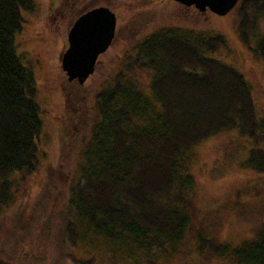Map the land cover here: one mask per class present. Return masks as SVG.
I'll return each mask as SVG.
<instances>
[{
	"label": "trees",
	"instance_id": "obj_1",
	"mask_svg": "<svg viewBox=\"0 0 264 264\" xmlns=\"http://www.w3.org/2000/svg\"><path fill=\"white\" fill-rule=\"evenodd\" d=\"M34 6V0H0V221L40 162L36 79L15 45L22 10ZM234 9L240 40L264 62V0H239ZM225 43L218 33L161 28L126 46L89 107L78 97L84 84L69 81L75 88L66 94L67 115L80 103L78 117L69 113L77 120L78 158L59 219L68 247L60 264H82L77 250L101 251L115 264H161L188 241L195 261L206 254L264 264V228L232 245L219 240V228L198 207L193 161L203 141L223 133L247 137L246 168L260 179L264 174V117L251 81L214 57ZM18 242L6 243L13 249Z\"/></svg>",
	"mask_w": 264,
	"mask_h": 264
},
{
	"label": "rangeland",
	"instance_id": "obj_2",
	"mask_svg": "<svg viewBox=\"0 0 264 264\" xmlns=\"http://www.w3.org/2000/svg\"><path fill=\"white\" fill-rule=\"evenodd\" d=\"M34 3L32 10H22L25 23L15 34V45L23 65L33 71L36 79L35 97L43 126L38 139L40 162L17 202L4 211L0 221L3 254L0 264H60L67 252L59 219L67 208L70 183L77 173L78 147L74 136L78 132L77 120L71 119L70 114L78 117L76 109L80 103L67 115L66 94L75 87L69 85L62 69L61 53L67 48V32L72 24L93 4L107 5L117 14L118 32L110 49L100 56L94 74L78 88V97L86 99L83 107L93 105L95 93L112 75L110 71L126 46L161 28L180 27L225 37V45L213 55L235 66L251 81L255 107L264 117V62L240 40L235 9L220 16L209 10L201 13L175 0H34ZM250 145L247 137L223 133L195 148L193 172L199 184L201 216L213 220L216 229L219 228L216 233L219 240L232 245L253 238L264 228V174L260 179L258 173L246 168ZM43 206L46 212L42 215ZM36 213L41 216L34 217ZM18 218H22V223ZM15 238L19 242L11 249L6 242ZM192 244L188 241L179 255L161 264H234L232 260L206 254L195 261L197 253ZM77 256L84 261L82 264H115L101 251L85 255L77 250ZM186 258L189 263L182 262Z\"/></svg>",
	"mask_w": 264,
	"mask_h": 264
},
{
	"label": "water",
	"instance_id": "obj_3",
	"mask_svg": "<svg viewBox=\"0 0 264 264\" xmlns=\"http://www.w3.org/2000/svg\"><path fill=\"white\" fill-rule=\"evenodd\" d=\"M187 7L195 6L201 13L208 10L224 16L239 0H175ZM117 17L108 6H99L80 15L72 24L68 45L61 53L62 69L69 81L84 84L96 70L98 59L112 44Z\"/></svg>",
	"mask_w": 264,
	"mask_h": 264
},
{
	"label": "flooded vegetation",
	"instance_id": "obj_4",
	"mask_svg": "<svg viewBox=\"0 0 264 264\" xmlns=\"http://www.w3.org/2000/svg\"><path fill=\"white\" fill-rule=\"evenodd\" d=\"M99 6H107V5H103V4H93L92 6H90L89 8H87V9H85V11H82L81 12V14L80 15H82L83 13H85V12H87L88 10H91V9H94V8H96V7H99ZM116 14V13H115ZM79 15V16H80ZM116 17H117V14H116ZM115 31V36H114V39L112 40L113 42H114V40L116 39V37H117V32H118V23L116 24V30H114ZM113 42H112V44H113ZM112 44H111V46H112ZM110 46V47H111ZM110 47L108 48V50L110 49ZM107 50V51H108ZM106 52V51H105ZM104 54V53H103ZM102 54V55H103ZM98 64V63H97Z\"/></svg>",
	"mask_w": 264,
	"mask_h": 264
}]
</instances>
